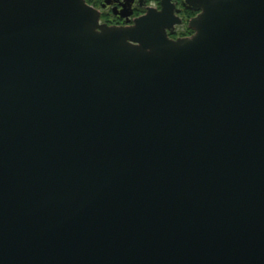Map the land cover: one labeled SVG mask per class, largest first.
Wrapping results in <instances>:
<instances>
[{
    "label": "water",
    "instance_id": "1",
    "mask_svg": "<svg viewBox=\"0 0 264 264\" xmlns=\"http://www.w3.org/2000/svg\"><path fill=\"white\" fill-rule=\"evenodd\" d=\"M196 1L0 0V264H264V0Z\"/></svg>",
    "mask_w": 264,
    "mask_h": 264
},
{
    "label": "flooded vegetation",
    "instance_id": "2",
    "mask_svg": "<svg viewBox=\"0 0 264 264\" xmlns=\"http://www.w3.org/2000/svg\"><path fill=\"white\" fill-rule=\"evenodd\" d=\"M99 15V23L109 27H132L151 14L162 13L169 39L176 41L195 35L191 22L202 10L196 0H84Z\"/></svg>",
    "mask_w": 264,
    "mask_h": 264
}]
</instances>
